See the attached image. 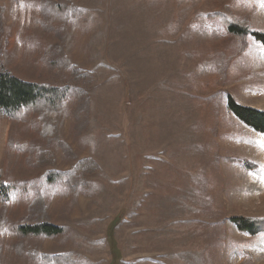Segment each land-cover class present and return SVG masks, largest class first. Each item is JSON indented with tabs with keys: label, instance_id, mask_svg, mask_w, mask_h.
<instances>
[{
	"label": "rangeland",
	"instance_id": "1",
	"mask_svg": "<svg viewBox=\"0 0 264 264\" xmlns=\"http://www.w3.org/2000/svg\"><path fill=\"white\" fill-rule=\"evenodd\" d=\"M226 16L264 34L260 0H0L5 68L70 92L51 143L0 112L9 225L39 194L63 230H5L0 264H264V228L231 222L264 221V134L227 105L264 112V45ZM89 159L86 190L46 183Z\"/></svg>",
	"mask_w": 264,
	"mask_h": 264
},
{
	"label": "trees",
	"instance_id": "2",
	"mask_svg": "<svg viewBox=\"0 0 264 264\" xmlns=\"http://www.w3.org/2000/svg\"><path fill=\"white\" fill-rule=\"evenodd\" d=\"M222 23L231 35L238 37L242 41V49L245 50L247 40L250 36L264 45V34L253 31L248 20L241 21L233 17H223ZM69 88L53 87L48 85H38L22 81L11 74L0 61V112L6 113L12 120L21 123L32 122L35 117L39 119L40 126L37 134L47 143L55 141L57 134V123L64 113ZM228 109L244 125L257 133L264 134V112L253 108L241 106L228 96ZM60 147L67 151V146L59 143ZM27 144L19 146L21 151L26 150ZM70 150H68L69 152ZM72 153V151H70ZM69 152V153H70ZM67 155V152H65ZM40 155V154H39ZM98 171V167L91 159L78 163L74 168L66 173H51L45 176L47 184L60 182L70 193H76L87 188L86 176ZM5 174L0 171V201L3 206L0 209V233L5 230L17 233L19 237L42 236L56 237L63 234V230L45 220L41 219V214L46 205L41 195H36L29 206V216L24 218L17 226L9 225L6 218L7 202L15 185H8L5 182ZM18 187H23L19 185ZM40 210V211H39ZM45 212V210H44ZM231 222L243 233L255 236L258 228H264V221L246 220L241 217L231 219ZM32 258L36 256L31 255ZM45 261L50 256H39L38 259ZM55 264H62L61 258L54 259Z\"/></svg>",
	"mask_w": 264,
	"mask_h": 264
},
{
	"label": "snow or ice",
	"instance_id": "3",
	"mask_svg": "<svg viewBox=\"0 0 264 264\" xmlns=\"http://www.w3.org/2000/svg\"><path fill=\"white\" fill-rule=\"evenodd\" d=\"M261 6L264 7V0H260Z\"/></svg>",
	"mask_w": 264,
	"mask_h": 264
}]
</instances>
